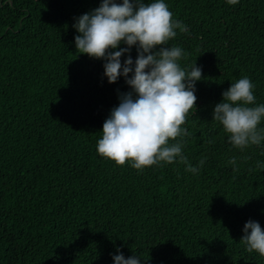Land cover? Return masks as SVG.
Returning <instances> with one entry per match:
<instances>
[{
  "label": "trees",
  "instance_id": "trees-1",
  "mask_svg": "<svg viewBox=\"0 0 264 264\" xmlns=\"http://www.w3.org/2000/svg\"><path fill=\"white\" fill-rule=\"evenodd\" d=\"M164 2L187 27L167 46L182 49V70H202L186 134L169 140L186 141L196 173L179 158L137 170L98 154L103 123L131 91L76 49L75 18L102 0H0V264H114L121 253L141 264H264L240 241L249 220L264 229V139L236 148L213 120L245 76L249 106L264 104V0Z\"/></svg>",
  "mask_w": 264,
  "mask_h": 264
},
{
  "label": "clouds",
  "instance_id": "clouds-1",
  "mask_svg": "<svg viewBox=\"0 0 264 264\" xmlns=\"http://www.w3.org/2000/svg\"><path fill=\"white\" fill-rule=\"evenodd\" d=\"M227 2L236 5L239 0ZM72 26L79 33L74 38L77 52L104 60L108 83L123 76L131 89L119 94V105L103 123L98 154L119 166L130 161L137 170L179 158L187 165L186 171L198 172L182 154L186 141L169 145V140L186 134L181 126L196 105V83L202 80V70L196 64L190 71L182 70L178 64L182 49L167 46L177 35L175 29L187 31V27L173 20L164 0H102L99 7L75 18ZM121 43L126 47L121 48ZM133 46L135 61L130 55ZM253 88L246 76L231 83L213 110V120L222 124L229 142L239 149L259 145L264 139V129L257 127L264 118V104L249 106L255 100ZM229 163L236 161L233 158ZM240 241L246 251L264 257V229L258 222L245 223ZM113 260L114 264H141L142 258L134 254L125 258L121 253Z\"/></svg>",
  "mask_w": 264,
  "mask_h": 264
}]
</instances>
